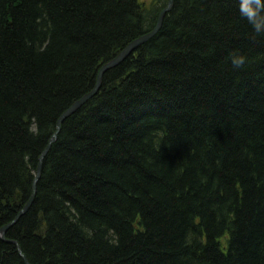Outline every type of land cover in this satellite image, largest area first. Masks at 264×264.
<instances>
[{
	"label": "trees",
	"instance_id": "obj_1",
	"mask_svg": "<svg viewBox=\"0 0 264 264\" xmlns=\"http://www.w3.org/2000/svg\"><path fill=\"white\" fill-rule=\"evenodd\" d=\"M150 2L0 0V229L61 114L168 0ZM239 3L175 0L104 71L0 236V264H26L13 239L32 264H264V35Z\"/></svg>",
	"mask_w": 264,
	"mask_h": 264
},
{
	"label": "water",
	"instance_id": "obj_2",
	"mask_svg": "<svg viewBox=\"0 0 264 264\" xmlns=\"http://www.w3.org/2000/svg\"><path fill=\"white\" fill-rule=\"evenodd\" d=\"M174 1L175 0H169L168 4L160 11L159 15H158V19L157 22L154 26V28L149 31L148 33L138 37L137 39L133 40L131 43H129L115 58H113L112 60H110L109 62L105 63L103 65V67L100 69L99 74H98V78H97V82L96 85L94 86V88L84 94L81 98H79L78 100H76L67 110H65L60 118L58 119L57 122V127L56 130L51 138V140L49 141L47 147L44 149V151L42 152L41 156H40V162L38 163V175H40L41 170H42V159L43 157L47 154L48 150L50 149V146L52 144L53 141L56 140L57 138V134L59 132V130L61 129V125L63 120L70 115L72 112H74L77 108H79L82 104H84L94 93H96L99 89V87L101 86V81H102V74L104 73V71L109 68L110 66L115 65L116 63L120 62L123 58H125L131 51H133L135 48H137L138 45L142 44L143 42H145L146 40L150 39L152 36H154L161 28L162 24H163V19L165 17V15L172 9L173 5H174ZM34 193H36V188H34ZM34 196V195H33ZM33 196H31V200H29V204L31 203V201L33 200ZM28 204V205H29ZM22 214V212L20 213ZM19 214V215H20ZM18 215V216H19ZM13 222H11L8 225H11ZM3 229V228H2ZM14 243H17L16 240H12ZM25 258V256H24ZM26 263H29V260L26 259L25 260Z\"/></svg>",
	"mask_w": 264,
	"mask_h": 264
},
{
	"label": "clouds",
	"instance_id": "obj_3",
	"mask_svg": "<svg viewBox=\"0 0 264 264\" xmlns=\"http://www.w3.org/2000/svg\"><path fill=\"white\" fill-rule=\"evenodd\" d=\"M239 12L257 35H264V0H240ZM230 59L236 69L243 68L247 63V56L240 51H233Z\"/></svg>",
	"mask_w": 264,
	"mask_h": 264
},
{
	"label": "bare ground",
	"instance_id": "obj_4",
	"mask_svg": "<svg viewBox=\"0 0 264 264\" xmlns=\"http://www.w3.org/2000/svg\"><path fill=\"white\" fill-rule=\"evenodd\" d=\"M164 20V19H163ZM103 75V74H102ZM90 92V91H89ZM88 93V92H87ZM52 138V137H51ZM51 140V139H50ZM49 140V141H50ZM42 154V153H41ZM41 154H40V156H41ZM40 156H39V161H38V163L41 161L40 160ZM46 156V155H45ZM44 156V157H45ZM44 157H43V159H42V164H43V161H44ZM43 166V165H42ZM41 172H42V170H41ZM33 179H32V189L34 190V188H36V191H37V188H38V182H39V180H40V177H41V173H40V175H38V164H37V167H36V169H35V171H34V173H33ZM33 190H31V192H32V194L30 195V197H29V199H28V201L29 200H31V196H33V199H34V197H35V195H36V193H34V191ZM26 202L25 204H23L22 205V207L20 208V211H19V213L18 214H20L21 212H22V214L23 213H25V212H27V210L30 208V206H31V204L33 203V200L31 201V203L29 204V202ZM29 204V205H28ZM18 219V215L15 217V219L12 221L13 223L16 221ZM137 225V224H136ZM135 226V225H134ZM9 227V225H4L1 229H0V236L2 237V238H4V239H6V230H7V228ZM14 240V239H13ZM10 241H12V240H10ZM17 241V240H16ZM13 242V241H12ZM14 243V242H13ZM15 245L17 246V250H18V252L20 253V255L23 257V259L24 260H26V259H28L27 258V255L25 254V252L23 251V248H22V246H21V244L17 241V243H15ZM24 256H25V258H24ZM29 260V259H28ZM26 262V261H25ZM26 264H32L31 263V261H29V263H26Z\"/></svg>",
	"mask_w": 264,
	"mask_h": 264
},
{
	"label": "rangeland",
	"instance_id": "obj_5",
	"mask_svg": "<svg viewBox=\"0 0 264 264\" xmlns=\"http://www.w3.org/2000/svg\"><path fill=\"white\" fill-rule=\"evenodd\" d=\"M140 2H141V4H143V6H148L151 2V0H139ZM169 1V0H168ZM167 4H168V2H167ZM166 4V5H167ZM158 19V18H157ZM157 22V21H156Z\"/></svg>",
	"mask_w": 264,
	"mask_h": 264
}]
</instances>
